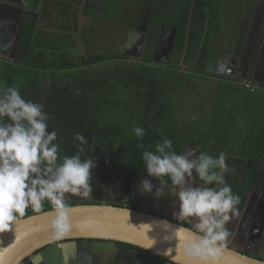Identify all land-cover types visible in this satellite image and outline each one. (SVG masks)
I'll use <instances>...</instances> for the list:
<instances>
[{"label": "trees", "instance_id": "1", "mask_svg": "<svg viewBox=\"0 0 264 264\" xmlns=\"http://www.w3.org/2000/svg\"><path fill=\"white\" fill-rule=\"evenodd\" d=\"M57 1L59 5L68 8L73 0ZM239 1L153 0L147 29V51L145 58L140 62H125L121 61L124 57H112L102 53H64L61 44L56 43L57 40L44 41L35 21L26 18L19 30L20 46L17 48L24 51L18 52L17 58L11 60L0 55V86L18 87L26 100L44 106V110L52 117L48 122L49 130L58 133L57 142L60 144L61 156H71L75 153L76 142L73 137L79 132L89 142L86 147H101L108 157L130 165L135 175L147 176L142 153L145 149L155 151V144L163 138L172 139L173 149L178 154L183 153L186 144L196 145L201 152L208 144L206 138L197 141L196 135L199 131L197 134L190 132L185 135L179 126H173V119H169L171 101L168 99V93L161 87V81L165 79H162L161 74L164 73L163 68H177V54L183 50H186L184 60L199 59L208 53L219 29L218 15L222 4H238ZM161 23L176 26L172 57L167 68L149 59L152 51L150 46L156 42ZM4 41H7V38H4ZM120 61L124 67L119 64ZM156 73H159L160 78ZM185 73L194 74V79L200 77L199 71L183 74ZM189 84H192V80ZM119 88L130 91L127 97H131L132 105L139 110V114H135L137 111L133 112L136 109L133 108V111H128L126 121L102 119L103 115L100 114L105 104L118 106L119 96L124 98L117 94ZM196 89L197 86L194 90ZM135 116L140 118V126L146 129L142 141L145 149L137 148L141 141L134 135L132 129L135 126L131 124L135 122ZM204 116L206 115L201 118ZM263 134L264 131L260 132L261 139H256L258 143H253V148L252 144L243 145L249 151L243 157L264 161ZM210 147H216L215 143H210ZM243 162L239 155L226 156V164L234 163L236 172H240ZM162 179L171 180L169 177ZM64 203L80 204L77 201ZM53 208L50 201L44 200L39 210L28 208L23 217Z\"/></svg>", "mask_w": 264, "mask_h": 264}, {"label": "clouds", "instance_id": "2", "mask_svg": "<svg viewBox=\"0 0 264 264\" xmlns=\"http://www.w3.org/2000/svg\"><path fill=\"white\" fill-rule=\"evenodd\" d=\"M136 39L138 34L129 31L128 40ZM245 81H250V77ZM50 119L44 106L26 100L18 87L0 86V232L11 229L28 208L39 210L48 200L56 209L51 225L54 237L63 238L71 229L64 203L66 194H92L90 181L97 164L85 153L94 151V147H86L88 140L77 132L73 137L75 153L61 156L58 133L49 130ZM132 131L141 141L137 148L145 149L142 141L146 129L135 126ZM142 161L148 177H169L172 185L179 187L175 194L179 210L174 215L195 219L196 234L183 238V254L197 264H218L231 235L226 224L240 200L225 181V153L213 157L207 152L185 150L178 154L172 139L165 137L155 144V151H143ZM194 174L203 184L193 186L188 182ZM213 184L216 187H208ZM154 188L150 179L142 178L137 191L153 194ZM0 264H4L2 258ZM63 264L71 261L64 258ZM76 264H93V258L84 253Z\"/></svg>", "mask_w": 264, "mask_h": 264}, {"label": "flooded vegetation", "instance_id": "3", "mask_svg": "<svg viewBox=\"0 0 264 264\" xmlns=\"http://www.w3.org/2000/svg\"><path fill=\"white\" fill-rule=\"evenodd\" d=\"M1 1L4 3H9V5H15L16 8H0L1 17H11L12 19H14V22L11 23H9L8 21H3L5 23H3L2 21L0 22V55L6 56L12 43V37H10L9 35H2L5 31H10L12 33L16 31L18 45L14 47V52H16V54H14L17 55V53L20 51L17 50V48L20 46L19 30L21 28V25L26 18H30L35 21L36 26L39 28L38 22L42 18L39 17L42 16V14H39L44 5V0H0V2ZM82 1L83 0H73V9L78 10V8L81 7L80 5ZM86 1V4L88 6L84 7V10L89 11L91 10L90 3L93 2V0ZM99 2L100 1L97 0L95 6L99 7V5L101 4ZM245 3L246 6H244V8L242 6L241 16L239 17L240 21H238V25L236 27V35L234 36V39L230 41L229 45L226 44V39L225 41H222L223 39H220L217 42L214 38L213 45L210 47L208 53H206L199 59L197 58L194 60V63L197 64L196 69L202 71L198 75L204 78L203 93L200 96L201 106L206 84L211 87V96L209 95L207 98L212 99V104L214 103L215 98L223 96V94L218 92L220 89H226V94L230 95H232V92H230V90L232 89L235 93H238L237 96L243 91L254 93L256 91L262 92V90H264L261 82L264 79H261L262 77L259 74H257V76L255 75L257 80H252L250 78V81H252L256 87H254L253 89H249L242 84L245 79H239L237 77V72L234 71L235 67L238 64H241V59L243 57L248 34L250 32L251 21L256 12L260 13L261 10H263V6L261 4H264V0H245ZM152 4L153 0H150L149 5H141L144 6V8L141 10L142 12H144V20L141 21V24H144V28L141 27V25H138V32H136L138 34V39H136L134 42H127L125 47V54L128 55L123 54V56L121 57H124L125 59L134 57V59L140 61L146 55L148 46L147 29L149 25ZM98 7L93 8L98 12ZM99 13L102 14V11ZM22 16L24 17L21 18ZM163 26L164 28L162 40L160 41L159 39V33L155 44L150 46V50L152 51L149 54V59L151 61L154 51L157 45H159V41L162 46H164L169 41V38L171 36V27H173L174 25H171L169 23H161L160 28H162ZM247 27L248 30L246 31L245 29ZM70 31H73L76 34L78 33L74 30V28L70 29ZM245 31L246 38L244 39L243 35ZM4 38H7V41H4ZM217 43L223 45L225 44L226 46H219ZM263 43L264 32L261 31L258 46L261 45L263 47ZM21 50L22 51H20L19 53H22L24 51L23 49ZM139 50H141L140 57H138ZM257 52L258 48L256 49L255 55L251 61L252 67L260 53ZM15 55H13V59L17 58V56ZM251 66L249 75H251ZM203 110L205 111L203 112ZM213 110L214 106L211 108V110H207L203 107L199 109V113L206 116H211L214 113ZM262 136L264 137V134ZM252 143L253 142L249 144ZM256 143H258V141H256L254 144ZM184 151L185 148L183 149V152ZM199 153H201L200 149ZM88 154L90 158L95 156L92 159L97 164V167L92 171L90 181L93 191L92 194L88 196L90 198L89 201L86 200L77 202H98L92 201L91 198L93 195L94 198L99 199L100 201H106L105 203L125 206L137 210H141L142 207L144 209H147V212L149 213H152L149 210L157 213H163L167 215L171 220H174L182 224L183 226L192 228L196 231L194 218H183L179 216L176 217L174 215V213L178 212L179 210V201L175 194L180 189L177 186H173L171 180L162 178L155 179L148 176H137L134 174V170L130 165L108 157L106 152L101 147H97L93 152H89ZM243 161L244 167L240 170V172L228 170L225 174L226 183L230 185L231 188L233 187V193L238 195L240 198L239 203L235 206V213L231 214V219L226 224V227L228 228L231 235L225 242V244L229 247H233L243 254L259 259L264 258V170L256 168L257 166L253 167L246 165L253 162L250 159H245ZM142 178H148L152 181L155 186L153 194H142L137 191V186ZM188 182L193 186L203 184V181L200 180L198 174H194L193 178H190ZM208 187H216V185H208ZM157 189L158 193L155 192ZM74 197H78V195ZM88 197L79 196L78 198L85 199ZM81 242V240H77V243ZM85 242H88L89 245H80L79 247L73 248L74 250L69 249L65 253L61 252L59 260L55 259V263L63 264V259L68 258L71 261V264H76L77 260H79L84 253H88L92 256L93 264H151L152 262L163 264L164 261V259L157 258L153 254L145 250H139L137 247L124 243L108 241L101 242L97 240H87ZM99 243L110 245V251L107 254H104L103 251L98 253L91 252V246L98 245ZM43 249L37 251L36 253H39ZM131 252L140 255V257L142 256V260H144V263H142V261L139 260L138 257H134ZM27 261L28 258L24 260V263H26Z\"/></svg>", "mask_w": 264, "mask_h": 264}, {"label": "rangeland", "instance_id": "4", "mask_svg": "<svg viewBox=\"0 0 264 264\" xmlns=\"http://www.w3.org/2000/svg\"><path fill=\"white\" fill-rule=\"evenodd\" d=\"M99 1L101 3L99 7L95 6L97 0L89 2L91 10L85 11L84 7L88 6L86 0L81 2V7L78 10H74L72 6L65 9L56 3L54 4L52 0H44L41 10L42 18L38 22L42 39L44 41L57 40L56 43L61 44L62 52L67 54L102 53L112 57H121L123 54L128 55L125 54V47L127 42H129L128 33L131 30L138 32L136 31L138 25L144 28V24H141V21L144 20V12L141 11L144 6L141 5H149L150 0ZM93 7H98V12ZM240 8L241 5L236 3L222 4L218 15L219 29L215 36V41L218 42L223 38L229 39L235 35V23L238 22ZM101 11L102 14L99 13ZM154 19L157 20L158 18ZM73 28L78 32L77 34L70 31ZM2 35L12 37L11 47L7 55L3 56V58L11 60L13 55L16 54L14 47L18 45L16 31L13 33L5 31ZM218 45L226 46L220 43ZM257 48V53L260 52L259 55L262 53V56H264L263 47L259 45ZM178 57L179 64L177 68H167L168 66H165L167 69L163 68L164 73L161 74L163 75L162 79L165 78L161 81V87L168 93V99L171 101L169 104L171 109L169 119H173L175 124L173 126H179L185 135L190 132L197 134V131H199V134L196 135L197 141H202L206 138L209 144L204 146L205 148L202 152H207L213 157L218 156L220 152H224L226 156L239 155L243 157L248 154L249 151L244 146H250L251 144L249 143H255L256 139L260 140V132L264 131V92L256 91L250 93L243 91L237 96L238 93H235L231 88L229 90L232 95L226 94V89H220L218 92L223 94V96L215 98L212 104V99L207 98L209 95L211 96V87L206 84L201 104L207 110H211L214 106V113L211 117L204 116L201 118L203 115L199 114V109L203 108L200 105V96L203 93L204 78L200 76L194 79V74H183L184 72H194L197 67V64L192 62V60H184L186 58V50L177 54ZM121 61L140 62L134 57ZM121 61L119 64L123 66L124 64ZM156 74L160 78L159 73ZM191 80L192 84L190 85L189 82ZM196 86L197 89L194 90ZM128 92H130L128 89L119 88V91L117 89V94L124 96V98L119 96L120 103L118 106L105 104L101 110L102 114H100L101 116L103 115L102 119L126 121L129 115L128 111H133V108H136L132 105L133 100L131 97H127L130 94ZM135 111H137L135 114H139L137 108L133 112ZM133 121H135L131 123L133 126L141 125V120L138 116H135ZM212 142L215 143L216 147H210ZM253 143L252 148L254 147ZM187 145L192 144H186L184 148ZM192 146L197 147L196 145ZM88 153H85V155L89 156ZM74 196L76 195L66 194V197L69 198L79 197Z\"/></svg>", "mask_w": 264, "mask_h": 264}, {"label": "water", "instance_id": "5", "mask_svg": "<svg viewBox=\"0 0 264 264\" xmlns=\"http://www.w3.org/2000/svg\"><path fill=\"white\" fill-rule=\"evenodd\" d=\"M261 5L263 10L260 13L256 12L251 21L241 64L234 69L239 79L250 76L251 61L258 47L260 33L264 30V4ZM163 28L164 26L160 32V41ZM175 36L176 26H173L169 41L164 46L159 41L152 62L162 65L170 63ZM140 56L141 50L138 53V57ZM185 148V150L199 153V148L195 146L187 145ZM253 164H258V169L261 166L258 162ZM89 199V197L85 199L66 197L64 202L89 201ZM91 199L98 202L66 205L71 229L63 238L57 239L53 234L51 225L56 216L55 208L21 217L11 229L0 232V258L4 260V264H56L55 259L59 260L61 252L74 250L73 248L80 245H89L85 242L87 240L128 244L164 259L163 264H197L183 254L181 247L183 238L196 234L192 228L171 220L163 213L152 210H149L152 212L149 213L142 207L141 210H137L105 203L106 201H100L93 195ZM77 240L82 242L77 243ZM41 249L43 250L36 253ZM90 249L93 253L103 251L107 254L110 251V245L99 243L92 245ZM131 254L144 263L142 256L133 252ZM27 258L28 261L24 263ZM218 264H264V258L258 259L243 254L225 244Z\"/></svg>", "mask_w": 264, "mask_h": 264}, {"label": "crops", "instance_id": "6", "mask_svg": "<svg viewBox=\"0 0 264 264\" xmlns=\"http://www.w3.org/2000/svg\"><path fill=\"white\" fill-rule=\"evenodd\" d=\"M52 2H54V4L56 3L58 6H61V5H59L58 4V1L57 0H52ZM239 5H241V8H240V10H239V12H240V16H241V11H242V6H243V8H244V6H246V3H245V0H240L239 1V3H238ZM237 4V5H238ZM71 6H72V3H71ZM7 7H10V8H16V6L15 5H9V3H4V2H0V8H7ZM62 8H65L64 6H61ZM18 8V7H17ZM68 8H70V6L68 5ZM19 9V8H18ZM65 9H67V8H65ZM42 10V9H41ZM40 10V14L39 15H41L42 13V11ZM252 14V13H251ZM239 16V17H240ZM247 16V15H246ZM39 17H42V16H39ZM3 22V21H8L9 23H11V22H14V19H12L11 17H8V18H5V17H1L0 16V22ZM238 21H239V19H238ZM3 23H5V22H3ZM237 25H238V22H236L235 23V30L237 31V29H236V27H237ZM249 26V25H248ZM159 29H162V28H159ZM1 30V29H0ZM234 30V31H235ZM246 31L248 30V27L245 29ZM132 31V30H131ZM137 31V30H136ZM160 31L161 30H159V33H160ZM236 31H235V35H236ZM246 31H245V33H244V35H243V38L245 39L246 38ZM263 32H264V30H263ZM136 33V32H135ZM159 33H158V35H159ZM234 35V36H235ZM234 36L232 37H230V38H232L231 40H229L228 38L226 39V41H227V45H229V43H230V41H232L233 39H234ZM222 41H225V39L223 38V40ZM225 45V44H224ZM263 47H264V43H263ZM263 50H264V48H263ZM262 52V51H261ZM195 60V59H194ZM194 60H192V62H194ZM170 61H171V59H170ZM191 61V60H190ZM169 65V64H168ZM164 66H167V65H164ZM251 68H252V70H251V75H250V78L252 79V80H257L256 79V77H255V75L257 76V74H259L262 78L261 79H264V56H262V53L260 54V55H258V58H257V60H256V62L253 64V67L251 66ZM195 71H199V73H201L202 71H200V70H198V69H195ZM262 82V85H263V87H264V80L263 81H261ZM261 92V91H260ZM262 92H264V90H262ZM264 108V107H263ZM264 111V110H263ZM243 160H245V159H250V160H252L253 162L252 163H248V164H246V165H249V166H253V167H256V168H258V164L256 165V164H253L254 162H258V163H261V166H260V169L261 170H264V161H262L261 159H259V158H254V157H241ZM228 165V170H235V165H234V163H229V164H227ZM242 167V166H241ZM243 167H244V162H243ZM242 167V168H243Z\"/></svg>", "mask_w": 264, "mask_h": 264}, {"label": "built area", "instance_id": "7", "mask_svg": "<svg viewBox=\"0 0 264 264\" xmlns=\"http://www.w3.org/2000/svg\"><path fill=\"white\" fill-rule=\"evenodd\" d=\"M242 84L245 86V87H247V88H249V89H253L254 87H256L255 86V84L253 83V82H251V81H243L242 82Z\"/></svg>", "mask_w": 264, "mask_h": 264}]
</instances>
